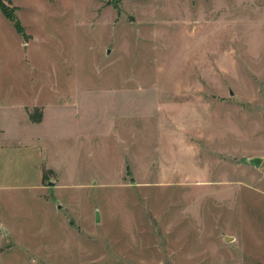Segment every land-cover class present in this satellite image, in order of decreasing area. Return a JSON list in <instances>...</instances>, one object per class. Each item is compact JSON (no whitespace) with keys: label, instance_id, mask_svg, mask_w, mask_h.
I'll use <instances>...</instances> for the list:
<instances>
[{"label":"rangeland","instance_id":"obj_1","mask_svg":"<svg viewBox=\"0 0 264 264\" xmlns=\"http://www.w3.org/2000/svg\"><path fill=\"white\" fill-rule=\"evenodd\" d=\"M14 4L0 99L82 83L97 125L91 185L29 207L5 264H264V0Z\"/></svg>","mask_w":264,"mask_h":264},{"label":"crops","instance_id":"obj_2","mask_svg":"<svg viewBox=\"0 0 264 264\" xmlns=\"http://www.w3.org/2000/svg\"><path fill=\"white\" fill-rule=\"evenodd\" d=\"M83 90L88 89H83L82 83L63 87L55 83L43 85L29 102L0 99V264L12 260L11 253H4L5 246L10 250L23 244L25 231H20L22 225L17 219H26L32 227V219L43 214L29 207L34 203L41 207L38 204L67 184L91 185L92 175L87 173L91 156L85 167L76 163L96 145L97 122L92 121V106L87 100L92 94ZM2 111L11 115L3 117ZM139 137L138 133L134 138ZM54 199L51 208L62 212L66 201L56 195ZM27 218H31L30 223ZM36 249L44 253L52 250Z\"/></svg>","mask_w":264,"mask_h":264},{"label":"trees","instance_id":"obj_3","mask_svg":"<svg viewBox=\"0 0 264 264\" xmlns=\"http://www.w3.org/2000/svg\"><path fill=\"white\" fill-rule=\"evenodd\" d=\"M0 9L4 13V15L13 22L17 31L23 35H25V29L22 25L20 19L16 14V7L12 5V0H0Z\"/></svg>","mask_w":264,"mask_h":264},{"label":"water","instance_id":"obj_4","mask_svg":"<svg viewBox=\"0 0 264 264\" xmlns=\"http://www.w3.org/2000/svg\"><path fill=\"white\" fill-rule=\"evenodd\" d=\"M248 162L252 163L256 167H259L261 162H262V157H258V156L252 157V158L248 159Z\"/></svg>","mask_w":264,"mask_h":264}]
</instances>
